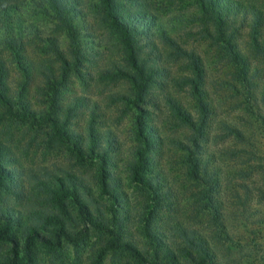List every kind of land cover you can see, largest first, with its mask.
I'll return each instance as SVG.
<instances>
[{"label": "rangeland", "instance_id": "374dc122", "mask_svg": "<svg viewBox=\"0 0 264 264\" xmlns=\"http://www.w3.org/2000/svg\"><path fill=\"white\" fill-rule=\"evenodd\" d=\"M19 1H23L20 5L23 6L21 11L26 23L31 24L24 32L25 35H22L25 40L24 54L32 62V75L26 85L24 99L34 110H49V104L54 100L58 103L56 113L62 118L67 115L72 100L81 97L83 104L74 109L68 125L77 132L84 129L94 106L96 129L100 132L109 130L115 138L114 146L117 150L111 153L115 162L113 172L121 181L126 207L120 213L127 211L132 216L128 229L133 232L137 226L133 223L136 212L143 209L142 204L150 203V199L140 190L138 183L129 178L125 170L130 150L135 143L136 129L131 115L137 108L132 102L129 104L121 99L129 96L134 100V86L131 80L114 68L115 63L125 59L122 34L112 24L101 0H81V8L86 13L75 22L78 32L76 44L57 16L53 13L40 14L39 10L38 14L33 15L31 1ZM261 1L264 0H258ZM133 2L116 0L124 15L144 9L152 13L156 20L151 31H142L132 40L135 49L140 50L144 57H149V63L164 70L161 78L153 77L158 84L150 83L143 101H139L148 109L140 118L152 125L163 139L160 148L152 153V168L165 177V187L173 186L175 193L173 204L169 208L162 206L156 209L162 220L159 222L162 225L160 229L170 234L174 223L183 221L186 229L192 227L207 236L218 253L219 264H264V179L254 173L248 178L237 176L235 170L245 169L244 158L221 154L222 149L234 147L236 144L232 138L224 135L220 122L229 121L240 128L244 127L243 114L237 108L232 90L225 83L230 80L228 72L232 69V64L222 59L220 43L205 31V25H211L202 21L196 0ZM241 19L240 16L235 17L234 25L238 26ZM250 22L248 17L245 27L239 32L238 41L244 52H249ZM163 29L181 47L192 49L204 65L206 74L203 89L215 110L206 146L214 153L210 166L220 169V185L215 192V200L222 211L225 229L230 235L228 240L213 237L216 227L208 222V214L192 217L195 215V200L192 195L195 190L194 183L185 175V166L181 162L182 150L169 142L172 136L186 140L184 134H188L189 130L179 125L174 127L177 117L165 103L167 97H175L183 107L196 115V104L190 95V87L182 84L181 80L184 75L191 74V65L187 57H177L163 45L159 37L160 30ZM6 49L0 45V54H5L7 67L5 82L8 93L13 95L21 85V74ZM76 50L79 54L73 53ZM58 55L68 58L71 67L63 69ZM75 57L78 58L77 61ZM256 61L259 66H264L260 60ZM256 61L253 60V64ZM60 71L66 75L62 80ZM45 75L50 80L49 84ZM55 81L58 84L55 85ZM13 110V113H9L7 106L0 101V142L7 147L3 158L9 161L8 166L16 173L15 183L3 191L0 206H10L27 216L33 210H46L48 206L51 207L45 200L44 191L39 189L42 183H52L55 177L63 178L68 172L81 175L91 182V173L98 171V160L87 156L79 158L65 142L61 141L59 145L52 143L49 122H35L22 116L20 106ZM257 141L262 142L259 147L264 149V139L258 137ZM133 236L138 241L143 237L140 234ZM102 238L103 236L92 232L82 245L64 244L59 250V258L47 253L38 244V264H143L128 257L124 250L116 252L106 249ZM10 246L0 240V258L8 255Z\"/></svg>", "mask_w": 264, "mask_h": 264}, {"label": "trees", "instance_id": "16d2710c", "mask_svg": "<svg viewBox=\"0 0 264 264\" xmlns=\"http://www.w3.org/2000/svg\"><path fill=\"white\" fill-rule=\"evenodd\" d=\"M30 1L33 15L38 14L37 10L40 14L53 13L62 21L71 40L76 44L78 32L75 22L86 13L81 8V0ZM101 1L112 24L121 32L125 48V59L115 63L114 68L119 74L131 80L135 88L132 91L134 100L129 96L121 98L126 103L132 102L137 108L131 115L132 124L136 129L135 143L130 150L125 170L129 178L138 183V187L150 199V203L142 204L143 209L136 212L133 223L137 226L130 232L128 224L132 221V216L127 211L120 213V210L126 208L125 196L121 190V181L113 172L115 162L111 156L112 151L117 150L114 146L115 138L111 136L109 130L100 132L96 129L94 106L81 132L68 126L74 109L83 104L81 97L72 100L67 115L62 118L56 113L58 103L54 100L49 104V110L30 108L24 95L32 75V62L24 54L25 40L22 35L31 24L26 23L21 11L23 6L20 2L23 1L0 0V45L7 48L11 61L21 74L19 82L21 85L17 92L9 94L5 82L7 75L5 54H0V101L7 106L9 113H13V109L20 106L22 116L35 122H49L51 125L49 137H52V143L59 145L61 141L65 142L79 158L87 156L98 160V171L91 173V182L81 175L68 172L63 178L55 177L52 183L47 185L42 183L39 189L44 191L45 200L51 204L46 210H33L27 216H23L10 206H0V240L11 245L8 255L0 258V264H38V244L44 247L47 253L59 258L61 257L59 250L64 244L82 245L92 232L103 236L102 243L106 249L116 252L124 250L128 257L139 263L219 264L220 258L216 249L207 236L202 235L197 229L192 227L186 229V223L180 220L174 223L170 234L160 229L162 225L159 222L162 220L156 209L162 206L169 208L173 204L175 193L173 186L165 187L167 186L165 177L152 168L154 165L152 153L160 148L163 139L152 125H148L140 118L148 109L139 101H143L150 83L158 84L153 77L161 78L164 70L149 63V57L140 54V50H136L132 42L142 31L147 29L151 31V26L155 25L156 20L152 13L144 9L130 11L128 15H124L116 0ZM133 1L131 0L132 3ZM196 2L200 7L202 21L212 26L205 25V31L220 43L222 59L232 64V69L228 72L230 80L225 83L228 85L227 88L232 90L237 108L244 117L242 128L229 121L220 122L224 135L232 138L236 144L234 147L222 149L221 154L244 158L245 169L235 170L237 176L248 178L250 175L259 174L264 179V149L259 147L262 142L257 141L258 137L264 139V66H259L256 61L260 60L264 65V1L196 0ZM237 16L242 19L241 23L235 26L233 20ZM248 17L251 21L249 52H244L238 38ZM169 35L166 30H160L159 37L163 45L171 54L190 60L191 74L184 75L181 80L182 84L190 87V95L196 104L197 112L196 115L192 114L193 112L183 107L175 97L169 96L165 99V103L177 117L174 127L179 125L189 130L188 134H184L186 140L172 136L169 142L182 150L181 162L185 166V175L194 183L195 190L192 195L195 200V215L192 217L208 214V222L216 227L213 237L228 240L230 235L225 229L222 211L215 200V192L220 185L218 180L220 169L210 166L214 160V153L206 146L215 110L203 89L206 74L204 65L192 49L181 47ZM73 53L79 54L77 50ZM58 57L62 61L63 69L71 67L68 58L63 55ZM75 60L78 58L75 57ZM253 60L256 61L255 64ZM62 72L60 71L61 80L66 76ZM165 73L168 74L167 71ZM45 79L49 84L50 80L46 75ZM6 148L0 142V200L4 189L14 184L16 179V173L7 164L9 161L3 158ZM135 234L143 236L142 240L141 238L140 241L135 240L133 236Z\"/></svg>", "mask_w": 264, "mask_h": 264}]
</instances>
